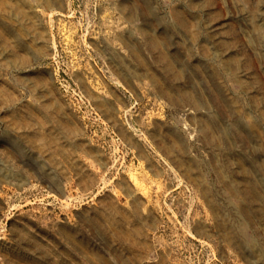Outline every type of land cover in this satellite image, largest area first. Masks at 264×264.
<instances>
[{
  "label": "rangeland",
  "instance_id": "1",
  "mask_svg": "<svg viewBox=\"0 0 264 264\" xmlns=\"http://www.w3.org/2000/svg\"><path fill=\"white\" fill-rule=\"evenodd\" d=\"M245 1L0 0V264H264V0Z\"/></svg>",
  "mask_w": 264,
  "mask_h": 264
},
{
  "label": "bare ground",
  "instance_id": "2",
  "mask_svg": "<svg viewBox=\"0 0 264 264\" xmlns=\"http://www.w3.org/2000/svg\"><path fill=\"white\" fill-rule=\"evenodd\" d=\"M236 1H242V2H246L245 0H236ZM44 3L49 7H51V6H53L54 4L55 5H57V6H59V5H61V0H44ZM125 4V3H124ZM131 4V3H130ZM124 7V6H123ZM134 7V6H133ZM183 8V7H182ZM180 9V8H179ZM122 10H126L127 12H128V14L130 15L131 13H132V11H133V9H129V6L128 5H125V8L124 9H122ZM186 12V11H185ZM254 15V14H253ZM175 17L180 21V22H182V23H184V24H187V22H186V17H185V15H184V13L182 12V10H176V12H175ZM188 18V17H187ZM192 23V22H191ZM190 26H192V24L190 25ZM254 26V25H253ZM262 25H259V26H257V28H254V30H259L258 32H260L261 30H262ZM189 29H191V28H189ZM263 31V30H262ZM191 33V32H190ZM144 34H146V32H144ZM192 34V33H191ZM149 38V37H148ZM192 39V38H191ZM149 43L150 44H152V46L153 47H156L157 48V45L159 46L160 44H158L157 43V41H156V39H154V38H150L149 40ZM147 41V42H148ZM148 43V44H149ZM161 47V46H160ZM159 48V47H158ZM153 49V48H152ZM161 49H162V47H161ZM155 50V49H154ZM159 50H160V48H159ZM159 53V55L162 57V59L163 60H165L166 62H167V66H169V67H171V63L169 62V60L167 59V56H166V54H165V52L163 51V50H160V52H158ZM158 55V54H157ZM225 60V59H224ZM227 60V59H226ZM230 60H232L234 63L236 62L235 60V57H233V58H228V62L230 61ZM116 64V63H115ZM124 64V63H123ZM115 66V65H114ZM113 66V67H114ZM118 65H116L115 67H117ZM223 67L224 68H226V70H228V73H230L231 74V76H232V78L234 79V80H236L237 82H239V83H241L242 81H241V79H240V77L238 76V75H236V73L235 72H232V71H230L229 72V67L227 66V65H225V64H223ZM129 68H130V66H129ZM124 69V68H123ZM172 69V68H171ZM133 70V69H132ZM129 71H130V69H129ZM183 93V92H182ZM176 98H178V99H181V94H180V92H177L176 93ZM196 103H197V101H195ZM204 120V119H203ZM181 145V148L182 149H184V146H182V143L180 144ZM241 166H243V165H241ZM244 167V166H243ZM3 170V169H2ZM223 171V170H222ZM222 171L220 170L219 171V173L221 174V176H223V173H222ZM4 174V173H3ZM9 175V174H8ZM6 176V175H5ZM227 179V178H226ZM226 184H227V186H228V189H229V191H230V193H231V196H235V197H239L240 195H242V194H247V193H249L251 196H253V197H255L254 195H256V193L255 192H253V191H250V190H252V189H245V190H243V189H241V188H239L238 187V185L236 186V184L235 183H230V181L229 180H226ZM208 191V190H207ZM233 198V197H232ZM245 209V208H244ZM245 214L247 215V216H251V214L249 213V212H247L246 211V209H245ZM246 219V218H245ZM242 222V221H241ZM244 223V222H243ZM245 224V223H244ZM247 225H248V221H247V223H246ZM245 227V226H244ZM244 229V228H243ZM246 233V232H245ZM244 233V231H242L241 230V235H244L245 234Z\"/></svg>",
  "mask_w": 264,
  "mask_h": 264
}]
</instances>
